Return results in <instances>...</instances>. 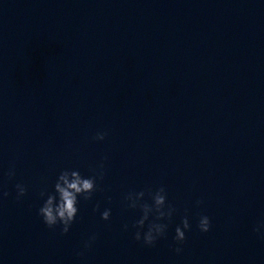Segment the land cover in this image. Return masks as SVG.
<instances>
[{
	"label": "clouds",
	"instance_id": "9594fccd",
	"mask_svg": "<svg viewBox=\"0 0 264 264\" xmlns=\"http://www.w3.org/2000/svg\"><path fill=\"white\" fill-rule=\"evenodd\" d=\"M107 132H98L94 139L102 141L105 139ZM106 159V158H105ZM101 171L88 177L82 176L78 170H62L58 175L56 182L53 186V192H41V196L45 197L44 203L38 209V215L42 218L44 225L47 228L55 230L57 226H60L61 235H65L69 232L71 225L74 223L78 213V197H82L84 200H91L92 195L97 191V179L103 178V164L100 166ZM15 173L10 170L8 175L11 177ZM17 199L27 194V187L23 184H16ZM9 193L4 192L3 196H8ZM147 195L150 197L152 203L149 204L144 201L145 191L129 192L125 196L127 207L132 209H139L142 213L141 217L135 221L133 227L137 230L134 233V239L146 246H155L157 241L166 236L168 224L160 223L159 221H171L173 214L176 212V208L167 203V193L164 186H160L155 191L151 189L147 190ZM202 201H197V204ZM99 205L96 206L98 210ZM111 216V210L106 209L101 213V218L105 221L109 220ZM151 217V219H150ZM147 223V229L144 231ZM197 227L201 233H207L211 230V219L207 215H201L198 220ZM264 227V222L259 227L253 230L261 234V238H264V233H261V228ZM127 228V225H125ZM191 230V224L187 216L182 218L181 224L175 228L174 241L176 247L174 251L179 254L182 252V245L186 241V232ZM97 239L95 234L91 235L87 241L84 242V249H90L92 244ZM78 255L83 256L84 252L81 251Z\"/></svg>",
	"mask_w": 264,
	"mask_h": 264
}]
</instances>
